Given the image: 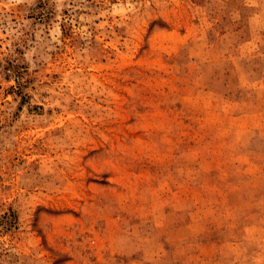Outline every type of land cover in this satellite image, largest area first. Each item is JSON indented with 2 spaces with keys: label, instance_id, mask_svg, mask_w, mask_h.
I'll use <instances>...</instances> for the list:
<instances>
[{
  "label": "rangeland",
  "instance_id": "374dc122",
  "mask_svg": "<svg viewBox=\"0 0 264 264\" xmlns=\"http://www.w3.org/2000/svg\"><path fill=\"white\" fill-rule=\"evenodd\" d=\"M0 264H264V0H0Z\"/></svg>",
  "mask_w": 264,
  "mask_h": 264
}]
</instances>
